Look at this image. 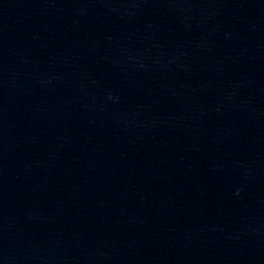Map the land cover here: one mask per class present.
<instances>
[{
    "label": "water",
    "instance_id": "water-1",
    "mask_svg": "<svg viewBox=\"0 0 264 264\" xmlns=\"http://www.w3.org/2000/svg\"><path fill=\"white\" fill-rule=\"evenodd\" d=\"M0 264H264V0H0Z\"/></svg>",
    "mask_w": 264,
    "mask_h": 264
}]
</instances>
